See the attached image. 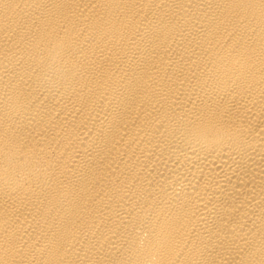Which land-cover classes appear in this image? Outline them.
Wrapping results in <instances>:
<instances>
[{
	"label": "bare ground",
	"instance_id": "6f19581e",
	"mask_svg": "<svg viewBox=\"0 0 264 264\" xmlns=\"http://www.w3.org/2000/svg\"><path fill=\"white\" fill-rule=\"evenodd\" d=\"M0 264H264V0H0Z\"/></svg>",
	"mask_w": 264,
	"mask_h": 264
}]
</instances>
